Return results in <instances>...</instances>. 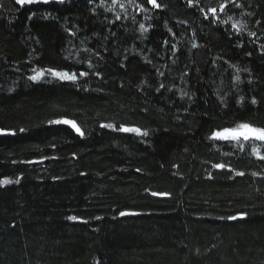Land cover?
<instances>
[{"label": "trees", "instance_id": "obj_1", "mask_svg": "<svg viewBox=\"0 0 264 264\" xmlns=\"http://www.w3.org/2000/svg\"><path fill=\"white\" fill-rule=\"evenodd\" d=\"M264 0H0V264H264Z\"/></svg>", "mask_w": 264, "mask_h": 264}, {"label": "rangeland", "instance_id": "obj_2", "mask_svg": "<svg viewBox=\"0 0 264 264\" xmlns=\"http://www.w3.org/2000/svg\"><path fill=\"white\" fill-rule=\"evenodd\" d=\"M216 139H257L264 141V131L250 127H242L235 130H226L214 135Z\"/></svg>", "mask_w": 264, "mask_h": 264}, {"label": "bare ground", "instance_id": "obj_3", "mask_svg": "<svg viewBox=\"0 0 264 264\" xmlns=\"http://www.w3.org/2000/svg\"><path fill=\"white\" fill-rule=\"evenodd\" d=\"M221 140H226V139H221ZM233 140V139H232Z\"/></svg>", "mask_w": 264, "mask_h": 264}]
</instances>
